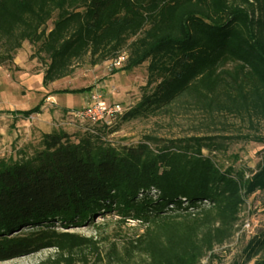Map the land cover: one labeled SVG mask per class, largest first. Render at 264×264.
Here are the masks:
<instances>
[{
  "label": "trees",
  "instance_id": "trees-1",
  "mask_svg": "<svg viewBox=\"0 0 264 264\" xmlns=\"http://www.w3.org/2000/svg\"><path fill=\"white\" fill-rule=\"evenodd\" d=\"M24 42L44 63V87L85 59L94 67L124 57L123 71L146 63L126 122L180 100L264 121V0H0V67ZM112 132L99 123L76 140L46 133L30 158L0 163V263L53 250L49 264H201L233 236L245 199L264 192V153L254 170L221 169L212 154L225 148L214 137L115 147ZM106 215L142 232L111 244L103 261L97 241L67 230ZM230 264H264V231Z\"/></svg>",
  "mask_w": 264,
  "mask_h": 264
},
{
  "label": "rangeland",
  "instance_id": "rangeland-1",
  "mask_svg": "<svg viewBox=\"0 0 264 264\" xmlns=\"http://www.w3.org/2000/svg\"><path fill=\"white\" fill-rule=\"evenodd\" d=\"M51 28V23H48ZM35 49L27 42L16 52L12 64L0 67V163H12L30 158L41 149L43 134L66 132L76 140L91 124L75 116L99 96L107 105L119 106L122 114L134 108L141 99L146 84V66L123 71V62L113 67V61L90 66L88 60L75 65L74 72L47 87L42 84L44 63L34 57ZM124 56V54H122ZM90 88L91 91L86 90ZM48 97H51L49 99ZM41 104L40 112L28 118L15 113L27 112ZM104 125V124H102ZM101 126V125H98ZM106 140L115 147L133 146L143 137L161 141L190 137H214L224 151L212 154L221 169L254 170L264 153V143L248 140L247 136L264 137V121L239 118L227 114H206L194 108L189 100H180L167 111L148 119L123 121L121 115L110 120ZM76 137V138H75ZM204 154L207 152L204 151ZM244 225H249L248 229ZM93 226V227H92ZM264 231V192L245 199L233 236L213 250L215 258H205L201 264H230L238 260L247 242ZM67 232L92 237L98 242L105 261L111 244L118 248L142 232L135 222L122 223L111 215L94 218L92 225L68 229ZM86 252V251H85ZM53 250L1 262L0 264H49ZM89 264H105L93 262ZM135 260L133 264H137Z\"/></svg>",
  "mask_w": 264,
  "mask_h": 264
},
{
  "label": "built area",
  "instance_id": "built-area-1",
  "mask_svg": "<svg viewBox=\"0 0 264 264\" xmlns=\"http://www.w3.org/2000/svg\"><path fill=\"white\" fill-rule=\"evenodd\" d=\"M124 61V57H121L112 62L113 67L120 66ZM76 117L88 121L91 125L102 123L109 125L110 120L122 115V111L119 106H109L99 96H92V103L81 111L74 113ZM134 223V222H133ZM245 229L249 228V225H244Z\"/></svg>",
  "mask_w": 264,
  "mask_h": 264
},
{
  "label": "crops",
  "instance_id": "crops-1",
  "mask_svg": "<svg viewBox=\"0 0 264 264\" xmlns=\"http://www.w3.org/2000/svg\"><path fill=\"white\" fill-rule=\"evenodd\" d=\"M49 99H51V97H48Z\"/></svg>",
  "mask_w": 264,
  "mask_h": 264
}]
</instances>
